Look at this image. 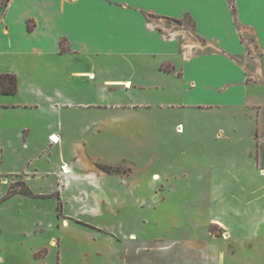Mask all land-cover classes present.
<instances>
[{
	"label": "crops",
	"instance_id": "crops-1",
	"mask_svg": "<svg viewBox=\"0 0 264 264\" xmlns=\"http://www.w3.org/2000/svg\"><path fill=\"white\" fill-rule=\"evenodd\" d=\"M186 19L191 30L167 24ZM169 32L178 35L170 40ZM5 73L16 75L18 91L0 94V108L20 115L0 126V173L27 182L34 196L0 188V264H52L43 224L57 223L41 203L33 214L24 200L46 199L49 189L32 181L51 178V166L74 149L48 141L56 133L45 119L35 127L47 134L33 146L35 127L21 112L70 106L84 85L102 102L105 93L122 99L111 105L121 111L185 115L204 173L189 193L209 203L189 206L184 237H59L58 264L70 255L92 264H264V0H10L0 5ZM214 147L218 167L206 155ZM64 212L71 219L62 231L78 224Z\"/></svg>",
	"mask_w": 264,
	"mask_h": 264
},
{
	"label": "rangeland",
	"instance_id": "rangeland-1",
	"mask_svg": "<svg viewBox=\"0 0 264 264\" xmlns=\"http://www.w3.org/2000/svg\"><path fill=\"white\" fill-rule=\"evenodd\" d=\"M4 3L5 0H0V5ZM167 24L176 31L192 29L188 19L183 22L168 20ZM84 89L78 100L72 101L70 106H59L57 111L21 112L24 114L22 120L34 127L41 124L40 120L49 121L53 125L49 132L54 131L59 138L55 145L65 146V153L74 149V154L64 155L62 162L51 166V178L32 181L36 187L49 189L46 199L24 200V203L32 204L30 212L33 214L34 206L41 203L40 211L43 209L46 217L57 223L52 227L48 226V221L43 224L45 240L51 237L52 264L59 263L58 239L63 236L85 240L102 232L112 235L133 232L140 237L152 238L187 236L192 221L189 206L202 207L209 202L207 198L200 199L189 193L204 173L196 165L199 156L191 154V146L197 137L188 128L186 116L177 111H121L111 105L122 99L108 98L105 93L106 99L102 102L100 97L89 95L88 85H84ZM77 102L92 103L88 108ZM19 115L18 111L0 108V126L7 121L13 127ZM180 122L184 125H178ZM198 122L195 118L194 123ZM180 126L181 131L178 130ZM36 127L33 146L47 134ZM220 152L214 147L206 154L212 157L213 167H218ZM56 153L58 151L52 154L56 156ZM7 163L13 167V162ZM62 167L69 170L64 172L65 176L57 174ZM6 187L14 194L15 191H26L29 184L18 176L6 179L0 173V188ZM12 203L20 202L15 199ZM65 207L69 213L78 215V224L73 223L62 231L65 219H71L64 214ZM39 231L37 228V237H40ZM47 251L42 248L37 256ZM63 263L92 264V259L77 261L70 255Z\"/></svg>",
	"mask_w": 264,
	"mask_h": 264
},
{
	"label": "trees",
	"instance_id": "trees-1",
	"mask_svg": "<svg viewBox=\"0 0 264 264\" xmlns=\"http://www.w3.org/2000/svg\"><path fill=\"white\" fill-rule=\"evenodd\" d=\"M10 0H5L6 5ZM18 91V79L14 74H0V94H15ZM104 168V167H102ZM15 193L24 194L33 197L31 189L27 188L26 191H19Z\"/></svg>",
	"mask_w": 264,
	"mask_h": 264
},
{
	"label": "built area",
	"instance_id": "built-area-1",
	"mask_svg": "<svg viewBox=\"0 0 264 264\" xmlns=\"http://www.w3.org/2000/svg\"><path fill=\"white\" fill-rule=\"evenodd\" d=\"M178 34H176L175 32H169V34L167 36H165L166 38L168 39H174L177 37ZM179 131H181V126L179 127L178 129ZM50 141L53 143V144H57L59 142V138L56 134H51L50 135ZM62 170H66L65 167H62Z\"/></svg>",
	"mask_w": 264,
	"mask_h": 264
},
{
	"label": "bare ground",
	"instance_id": "bare-ground-1",
	"mask_svg": "<svg viewBox=\"0 0 264 264\" xmlns=\"http://www.w3.org/2000/svg\"><path fill=\"white\" fill-rule=\"evenodd\" d=\"M65 169H67V168L65 167ZM64 172H69V170H64Z\"/></svg>",
	"mask_w": 264,
	"mask_h": 264
}]
</instances>
